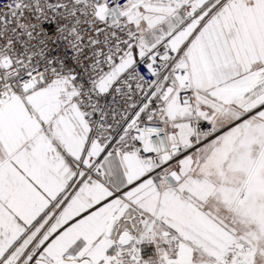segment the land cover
I'll use <instances>...</instances> for the list:
<instances>
[{
    "label": "snow or ice",
    "instance_id": "obj_1",
    "mask_svg": "<svg viewBox=\"0 0 264 264\" xmlns=\"http://www.w3.org/2000/svg\"><path fill=\"white\" fill-rule=\"evenodd\" d=\"M0 264H264V0H0Z\"/></svg>",
    "mask_w": 264,
    "mask_h": 264
}]
</instances>
